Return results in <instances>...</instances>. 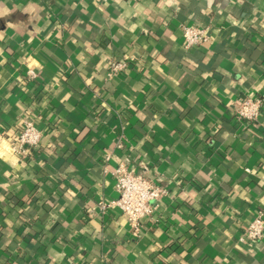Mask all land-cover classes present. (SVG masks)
<instances>
[{
	"label": "crops",
	"instance_id": "1",
	"mask_svg": "<svg viewBox=\"0 0 264 264\" xmlns=\"http://www.w3.org/2000/svg\"><path fill=\"white\" fill-rule=\"evenodd\" d=\"M253 95L264 0H0V264H264L241 242L264 211V115L236 117ZM25 119L44 136L20 157ZM122 163L168 191L139 238L99 205Z\"/></svg>",
	"mask_w": 264,
	"mask_h": 264
},
{
	"label": "built area",
	"instance_id": "2",
	"mask_svg": "<svg viewBox=\"0 0 264 264\" xmlns=\"http://www.w3.org/2000/svg\"><path fill=\"white\" fill-rule=\"evenodd\" d=\"M184 48L186 50L202 47L210 41L208 29H198L194 26L182 27ZM125 62L113 61L110 64L108 76L115 77L125 73L128 69ZM26 79L35 82L39 79L38 73L28 69ZM264 115V99L257 96H247L237 104L236 117L247 124H252ZM23 128L13 143L15 155L25 157L30 149L37 148L44 136L43 130L35 121L26 120ZM109 157H107V160ZM115 189L119 198L111 202L101 203L102 211L117 208L127 218L130 231L135 238H139L142 228L154 221V216L168 194L166 188L151 180L145 174L130 169L125 163L120 164L113 172ZM264 241V211H258L250 224L245 228L242 243L253 244Z\"/></svg>",
	"mask_w": 264,
	"mask_h": 264
}]
</instances>
